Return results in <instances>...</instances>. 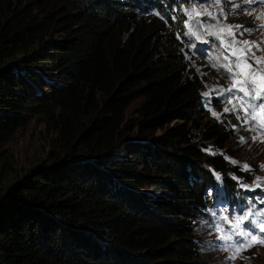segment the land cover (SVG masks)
Listing matches in <instances>:
<instances>
[{"label": "trees", "instance_id": "16d2710c", "mask_svg": "<svg viewBox=\"0 0 264 264\" xmlns=\"http://www.w3.org/2000/svg\"><path fill=\"white\" fill-rule=\"evenodd\" d=\"M178 2L0 0V146L33 115L54 146L0 192V264H207L194 228L214 172L229 209L248 172L220 153L229 128L197 122ZM152 9L167 22L140 16Z\"/></svg>", "mask_w": 264, "mask_h": 264}, {"label": "rangeland", "instance_id": "374dc122", "mask_svg": "<svg viewBox=\"0 0 264 264\" xmlns=\"http://www.w3.org/2000/svg\"><path fill=\"white\" fill-rule=\"evenodd\" d=\"M180 2H184V4L179 5ZM233 4H239L240 7L233 8ZM193 8L198 11L207 8L214 15L209 17L206 14H201L194 20H189L188 14L192 13ZM170 12H173V17L175 16L179 20L184 19V31L182 34L178 32L175 37L182 46L187 62L202 81L201 100L207 115L202 119L198 118L197 122L203 123L210 119L220 123L226 129L229 128L231 138L226 142L225 147L220 150V153L224 158H229H225L228 162L235 160L238 162L235 165L240 168L241 165L248 164L251 169L246 171L248 175L243 179L238 176H235L238 179L232 178L237 189L243 193L245 204L243 207L232 206L231 209L228 208V204L221 194L220 180L216 179L217 189H208L212 195L217 193V197L214 205L206 208L204 215L196 220L194 228L199 238L201 259L207 264H264V245H255L239 253H236L234 249L225 251L221 248L224 242L217 239L218 234L214 230L216 217L224 214L225 210L230 218L233 215L248 211L249 208L253 209V211H264V167H261L264 165V142L252 140L253 136L258 133L264 135V132L259 128L255 131H250L247 125H241L235 112L223 113L219 120L211 114L210 108L212 111L222 113L224 107H230L228 100L233 98L231 93L217 95L216 92H213L210 97L203 95L204 92L210 89L218 90L221 86L227 88L232 83L223 69L212 67V64L216 63V61L211 60L210 57L220 55V41L215 36L207 34L209 27L217 23L221 25H242L244 28L250 29V31L244 32L242 36L238 35V39L264 41V28L260 27L261 20L256 19L259 14L264 13V0H253L252 3H245V0H221L219 7L214 3V0H179L178 4L171 8ZM249 13L252 14L249 15ZM149 15L156 17L160 21H165L164 15L155 9L140 13L141 17H148ZM189 27H191L193 32L201 35L203 39L196 40L194 36L186 35ZM124 37V34L115 32L112 38L113 43ZM210 38L214 39L213 42H209ZM193 44H195V48L191 46ZM262 47H264V44H262ZM261 55H264V53L257 52V56ZM141 102L142 98L139 97L129 104L125 110V126L130 124V120L137 116L136 111ZM239 115L243 116V113H239ZM234 125L237 126L235 129L233 128ZM52 136V133L47 130L42 121V117L33 115L29 116L26 124L19 127L10 139L0 146V192L4 191L14 181L20 179L29 169L40 164L46 157L47 152L54 148ZM241 137L244 138V142H241ZM205 151L208 154L214 152L210 146L205 148ZM125 156L130 157L129 154ZM241 170L243 169L241 168ZM216 173L214 172L215 178ZM241 184H246L248 187H241ZM141 191L149 192L153 195L160 194V191L154 187L142 188ZM213 213H215V217ZM247 227L257 231L250 222ZM233 255H235V259L229 261L228 257Z\"/></svg>", "mask_w": 264, "mask_h": 264}, {"label": "snow or ice", "instance_id": "6c2138e0", "mask_svg": "<svg viewBox=\"0 0 264 264\" xmlns=\"http://www.w3.org/2000/svg\"><path fill=\"white\" fill-rule=\"evenodd\" d=\"M252 2L253 0H245V3ZM214 3L219 7L221 0H214ZM239 7V4H233V8ZM185 11L187 12V10ZM201 14H206L209 17L214 15L207 8L199 11L193 8L192 13L188 14V18L194 20ZM251 14L249 13V15ZM256 19L264 20V13L259 14ZM260 27L264 28V24H261ZM249 31L250 29L244 28L242 25H221L217 23L209 27L207 34L215 36L220 41V55L210 57L211 60L216 61L212 64V67L223 69L232 83L227 88L221 86L218 90L210 89L204 92L203 95L210 97L213 92H216L217 95L231 93L233 98L228 100L230 107H224L222 113L212 111L210 108L211 114L219 120L223 113L235 112L241 125H247L250 131L259 128L264 132V55L257 56V52L264 53V47H262L264 41L257 42L237 38L238 35L242 36L244 32ZM186 35H192L196 40L203 39L201 35L193 32L191 27H189ZM191 46L195 48V44ZM239 113H243V116ZM236 127L233 126L234 129ZM252 140L264 142V135L258 133L252 137ZM241 142H244L243 137H241ZM225 158L229 159L228 157ZM230 162L233 164L238 163L235 160H230ZM261 167H264V165ZM241 168L245 171L251 170L248 164L241 165ZM220 178V175L216 173V179L220 180ZM234 179L238 178L234 177ZM241 187L247 188L248 185L241 184ZM213 216L215 217V213H213ZM249 222L257 231L247 227ZM214 230L218 234L217 239L224 242L221 248L225 251L234 249L236 253H239L255 245H264V211H253L249 208L248 211L233 215L230 218L225 210L224 214L216 217ZM234 259L235 255L228 257L229 261Z\"/></svg>", "mask_w": 264, "mask_h": 264}, {"label": "bare ground", "instance_id": "6f19581e", "mask_svg": "<svg viewBox=\"0 0 264 264\" xmlns=\"http://www.w3.org/2000/svg\"><path fill=\"white\" fill-rule=\"evenodd\" d=\"M262 5H263V4H262ZM263 22H264V21H263V20H261V24H263Z\"/></svg>", "mask_w": 264, "mask_h": 264}]
</instances>
